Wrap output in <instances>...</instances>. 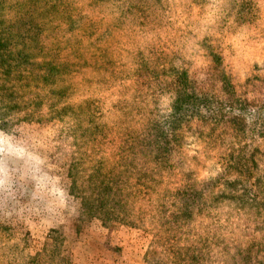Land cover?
Masks as SVG:
<instances>
[{
    "label": "trees",
    "instance_id": "16d2710c",
    "mask_svg": "<svg viewBox=\"0 0 264 264\" xmlns=\"http://www.w3.org/2000/svg\"><path fill=\"white\" fill-rule=\"evenodd\" d=\"M262 1L0 0V122L28 109L73 119L69 184L85 211L174 238L172 264H264V101L251 107L253 79L224 69L221 47L227 29L257 24ZM184 2L188 10L208 4L216 15L206 23L183 17ZM93 12L107 16L103 31ZM120 31L122 49L98 50L109 42L101 35ZM196 52L219 64V94L197 90L190 73ZM117 80L124 84L106 99L102 87ZM153 82L170 88L164 109ZM149 108L146 126L132 128ZM230 115L243 145L225 159L223 174L192 181L181 156L184 126L196 117L230 124ZM192 228L203 232L195 242L187 239ZM10 239L0 224V264H32Z\"/></svg>",
    "mask_w": 264,
    "mask_h": 264
},
{
    "label": "rangeland",
    "instance_id": "374dc122",
    "mask_svg": "<svg viewBox=\"0 0 264 264\" xmlns=\"http://www.w3.org/2000/svg\"><path fill=\"white\" fill-rule=\"evenodd\" d=\"M178 10L186 12L183 17L190 14L191 19L199 18L201 23L211 21L216 15V10L208 4L195 5L188 10L184 2ZM93 13L96 18L100 15L104 19L97 24L103 31L109 23L107 16ZM261 13L262 18L252 27L247 24L227 29L221 43L222 67L249 84L253 79L256 90L248 87L251 91L246 95L251 107L264 101V1ZM116 33L101 35V42H109L97 45L98 50L122 49L125 31ZM140 40L139 35L137 41ZM191 57V79L196 82L197 90L210 97L219 94L222 85L217 70L219 64L206 60L201 52ZM122 70V66H117V73ZM122 84L117 80L103 86L102 94L110 100V93ZM148 86L164 109L170 95L168 85L153 82ZM151 110L136 116L132 128L146 126L145 117ZM29 111L11 114L0 122V140L3 141L0 145L3 148L0 151V224L9 229L13 246L20 248L24 256L34 257L30 259L32 264H52V258L63 259L67 264H172L174 238L161 239L150 226L125 225L85 211L81 197L69 184L75 121L51 116L46 109L32 115ZM115 113L111 111V119ZM234 117L226 118L232 121L230 124L218 125H206L196 117L184 126L186 144L181 156L186 161L184 173L190 171L192 181L215 179L223 174L225 159L243 145L242 133L234 129L239 130L241 125ZM250 126L251 122H247L245 131L249 132ZM120 133L111 132L110 136ZM110 147L112 145L107 146ZM139 203L144 204V200ZM228 206H232L230 202ZM229 217L234 216H224V219ZM201 234L203 232L192 228L187 239L195 242Z\"/></svg>",
    "mask_w": 264,
    "mask_h": 264
},
{
    "label": "clouds",
    "instance_id": "9594fccd",
    "mask_svg": "<svg viewBox=\"0 0 264 264\" xmlns=\"http://www.w3.org/2000/svg\"><path fill=\"white\" fill-rule=\"evenodd\" d=\"M2 144H3V141L0 140V145H2ZM0 151H3V148L2 147H0Z\"/></svg>",
    "mask_w": 264,
    "mask_h": 264
}]
</instances>
